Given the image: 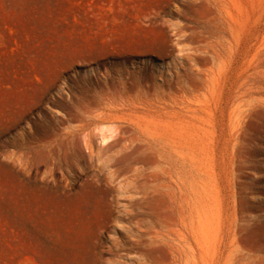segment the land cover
I'll return each instance as SVG.
<instances>
[{"label":"rangeland","instance_id":"rangeland-1","mask_svg":"<svg viewBox=\"0 0 264 264\" xmlns=\"http://www.w3.org/2000/svg\"><path fill=\"white\" fill-rule=\"evenodd\" d=\"M28 194L37 264H264V0H0V264Z\"/></svg>","mask_w":264,"mask_h":264},{"label":"bare ground","instance_id":"bare-ground-1","mask_svg":"<svg viewBox=\"0 0 264 264\" xmlns=\"http://www.w3.org/2000/svg\"><path fill=\"white\" fill-rule=\"evenodd\" d=\"M230 90H232V89H230ZM231 94L233 95V93H231ZM239 97H241V96H239ZM224 104H225V102L223 103V105H219L218 108L215 107L214 112L212 113L213 120L216 121L219 125H222V123L224 122V116H225V111H226V105H224ZM243 121H244V118L242 119L241 122H239V124L242 125V123H244ZM231 129H232V127H231ZM110 131H111L110 129H106L104 127H101L98 130V132H99V134H98L99 143L101 145L106 144L112 138V135H109V136L106 135V132H110ZM111 133H114V130ZM73 140H74V138L72 136H66L65 139L62 140L61 142L55 141V142H52L51 144L44 146L42 148L43 154H44V163H45V165L51 163L54 173L57 170V167L59 165L57 163L58 161H56L55 158L53 157L54 154L56 153V150L58 148H61L62 144H63V148H65V153L66 154L71 153L70 155L72 156V151L75 150L74 147H73V150L71 148V146L74 145ZM120 140H121V138L118 136V138H116L112 143L113 144L118 143V142H120ZM129 143H130V145H133L135 142L130 140ZM143 143H144L143 141H138L135 144V146L128 153H126L124 155V159L134 157V158L140 160V158L142 156L140 153L141 147H145V150L147 151V149H146L147 146H143L142 145ZM186 144L187 143L184 141H180L178 143L179 147H181V148ZM84 145H85V148L88 150V156L89 157L94 155V154L98 155L99 150L94 151V149L92 148L90 140L86 139L84 142ZM188 167H189V165H188ZM107 186H108V184H107ZM187 206H188V204H187ZM84 208H86V206L83 207L80 215L85 214L86 211ZM59 211H57L56 214L60 215L61 217L66 218L70 221V214H71L70 210L63 209V210H59ZM43 212H44V210L42 207H38V206L33 207L32 202H31V197L28 194V196L26 198V220H25V237H26V241H25L26 243L25 244H26V253L29 255L28 259H27L28 264H37V262L43 261L45 258L44 257L45 253H43L44 252L43 248H44V245L46 244V241H43V237L41 235V230H40V223L38 221L41 218V216L44 215ZM198 214H199L198 210H194L193 207H188L189 219L193 218V217L197 218ZM189 223H190L189 225L191 226L192 225L191 222H189ZM71 229L72 228L69 227L68 233L71 232ZM191 233L188 236V241L191 242L193 239V240H195V243L197 244L198 243L197 237L193 233L192 234ZM60 255H61V257L59 259V262L61 264L62 263L68 264V263H72V262L76 261V259L74 258L75 255L73 256L71 253L70 254L64 253V254H60ZM52 260H53V258L50 260V262H52Z\"/></svg>","mask_w":264,"mask_h":264}]
</instances>
